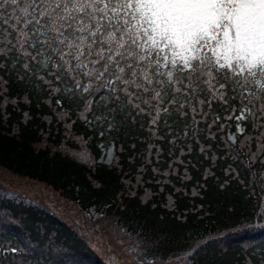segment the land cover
Segmentation results:
<instances>
[{
	"label": "trees",
	"instance_id": "16d2710c",
	"mask_svg": "<svg viewBox=\"0 0 264 264\" xmlns=\"http://www.w3.org/2000/svg\"><path fill=\"white\" fill-rule=\"evenodd\" d=\"M15 67L0 63V168L63 202L0 194V247L23 250L4 253L8 264H114L122 255L135 264H264V128L239 121L244 131L230 141L225 132L236 121L217 112L224 127L193 121L206 130L174 140L171 121L113 120L102 88L73 93L44 71L33 77ZM107 142L112 155L103 162ZM66 213L106 221L103 247L90 245L88 225L74 229Z\"/></svg>",
	"mask_w": 264,
	"mask_h": 264
},
{
	"label": "snow or ice",
	"instance_id": "6c2138e0",
	"mask_svg": "<svg viewBox=\"0 0 264 264\" xmlns=\"http://www.w3.org/2000/svg\"><path fill=\"white\" fill-rule=\"evenodd\" d=\"M0 63L102 88L113 120L171 121L174 140L224 127L217 112L264 128V0H0ZM22 251L0 247V264Z\"/></svg>",
	"mask_w": 264,
	"mask_h": 264
},
{
	"label": "rangeland",
	"instance_id": "374dc122",
	"mask_svg": "<svg viewBox=\"0 0 264 264\" xmlns=\"http://www.w3.org/2000/svg\"><path fill=\"white\" fill-rule=\"evenodd\" d=\"M238 115V114H237ZM236 123L233 127V130H226L225 134L228 140L233 141L231 137H234L235 133L238 132L236 128ZM240 124V123H239ZM241 126V125H240ZM100 152L98 155V159L103 161V162H108L111 158L112 155V144L111 142H107L105 144H101L99 146ZM5 184V186H4ZM8 189V190H7ZM10 190V191H9ZM24 193L26 197H29L33 199L34 201H39L43 202L45 204H50L52 202H59L60 204L63 202L62 198L58 196V194L44 186V184L29 180L24 177H20L17 175H14L4 169L0 168V194L3 196H9L16 198V194ZM0 195V196H1ZM70 214V213H69ZM66 213L65 220L70 222V224L74 227V229H79L80 231H83L82 227H84L85 224H87V228H89L92 231V234L88 235V240L90 241V245L95 247V249H100L103 246V242H105V237L100 235V233H103L105 235L106 230L108 229V223L106 221L102 222H96L92 223L90 219L92 220L93 218L90 217L86 222L82 219H77L73 215H69ZM87 214L90 215V212H87L84 218H88ZM99 230V232H98ZM86 236V234H85ZM106 236V235H105ZM104 238V240H103ZM106 243V242H105ZM118 244L122 245L121 240L118 239ZM110 246H108L107 249L104 250L106 253L110 252ZM109 256H113L111 253L108 254ZM120 260L114 261V264H135L131 257L122 255ZM165 264V263H164ZM167 264V263H166ZM168 264H185L183 263L180 258L178 260H173Z\"/></svg>",
	"mask_w": 264,
	"mask_h": 264
}]
</instances>
